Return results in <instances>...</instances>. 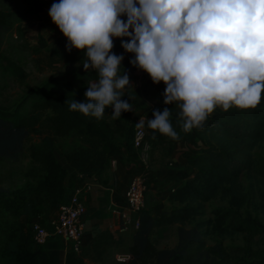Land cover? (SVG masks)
Instances as JSON below:
<instances>
[{
    "label": "trees",
    "instance_id": "trees-1",
    "mask_svg": "<svg viewBox=\"0 0 264 264\" xmlns=\"http://www.w3.org/2000/svg\"><path fill=\"white\" fill-rule=\"evenodd\" d=\"M43 12L36 0H0V91L7 88L10 80L20 84L26 80L23 63L31 47L26 27L30 20L40 19ZM120 19L126 21V16ZM55 29L58 36L51 43L53 51L39 37L38 48L44 52L34 63L38 69L60 66L70 70L69 79L50 78L36 88L26 89L12 109L0 105V264H51L44 249L34 244L31 223L45 225L55 216L64 204L66 181L74 188L91 178L103 185L101 177L111 158L124 150L129 157L137 158L132 144L136 127L132 111L122 112L115 122L108 119L111 106L99 119L69 111L73 100L84 101L87 86L98 77L95 70H84L83 51H66L67 38L57 26ZM122 39L128 38L113 41L112 53L123 52ZM134 58L133 53L126 54L118 73L124 70L130 78L129 61ZM165 87L162 83L159 90L150 93L155 103L152 107L125 95L121 100L128 101L132 110L142 109L147 119L152 118L153 111L170 109L169 121L177 139L146 125L145 141L149 165H162L178 142L188 146L182 151L185 164L173 168L167 178L174 193L170 200L183 206L154 215L150 202H145L138 214L139 228L128 247L129 258L118 264H264V249H251L255 238L264 234V226L256 220L235 214L225 216L229 219L228 234L242 235L248 247L216 249L211 259L203 240L208 223L185 228L203 214L204 204L210 200L220 198L232 204L243 201L241 179L253 173L260 178L259 207L264 214V167L258 165L253 154L264 143V92L255 108L223 111L217 107L201 127L184 132L183 121L174 115L175 102H163ZM67 138L78 145L61 151L59 143ZM174 225L178 226L177 245L157 249L156 243ZM122 243L109 230L84 231L80 253L68 252L64 264H86L85 257L103 264Z\"/></svg>",
    "mask_w": 264,
    "mask_h": 264
},
{
    "label": "clouds",
    "instance_id": "clouds-1",
    "mask_svg": "<svg viewBox=\"0 0 264 264\" xmlns=\"http://www.w3.org/2000/svg\"><path fill=\"white\" fill-rule=\"evenodd\" d=\"M48 15L67 38L66 51H83L84 70L98 77L69 111L97 119L109 106L113 117L132 111L121 100L129 76L118 75L124 57L111 52L113 37H127L120 46L134 54L129 63L166 85L165 105L180 102L184 132L201 127L217 107L247 110L261 101L264 0H59ZM169 117L167 107L153 111L147 127L177 139Z\"/></svg>",
    "mask_w": 264,
    "mask_h": 264
},
{
    "label": "rangeland",
    "instance_id": "rangeland-1",
    "mask_svg": "<svg viewBox=\"0 0 264 264\" xmlns=\"http://www.w3.org/2000/svg\"><path fill=\"white\" fill-rule=\"evenodd\" d=\"M28 30V40L31 45L25 56L23 63L24 69L27 73V78L23 83H17L13 80H10L7 84V88L0 91V105L7 106L8 109H12L13 106L21 99L24 92L28 88H36L43 81L55 78L57 80H66L69 79L70 70H64L60 66H56L52 69H38L34 63L36 58H39L43 55V50L38 48V39L43 37L44 40L48 43V50L52 52L51 43L58 36L57 31L54 28V24L50 21L45 24L42 22H37L36 20H30ZM131 31V30H129ZM113 40L117 39L115 37ZM128 54L126 52H121L119 55L123 57ZM119 75V74H118ZM135 81L129 80V85L125 86L122 92L125 95L136 99L138 102H143L147 107H152L155 103L150 98V93L152 91L159 90L162 82L159 84H153L151 78L147 76L144 79H141L142 89L136 90ZM139 82V84H140ZM140 86V85H139ZM143 90V91H142ZM179 103L175 104L174 115L182 120L180 117V108ZM140 109H134L137 115L140 114ZM220 110H222L220 108ZM112 112L108 116V119L111 122L116 121V117H113ZM78 143L75 140L70 138L64 139L59 143V149L65 151L71 149L72 147L77 146ZM254 157L258 165L264 167V143L259 144L253 151ZM57 158L60 157L57 155ZM140 162L136 158V167L139 166ZM157 164H151L150 167H155ZM260 178L256 174L245 175L241 179V183L244 187L245 199L238 202L237 204L229 203L226 200H221L216 198L210 200L204 204L203 214L197 217L192 223H189L185 228H191L198 222L208 223L204 228L205 236L203 240L206 244V248L210 250L209 258L215 257L213 254L214 250L221 249L225 251L231 247H248L246 239L242 235L230 236L228 234V221L225 216L235 214L240 218H248L251 220L258 221L262 226H264V214L261 212L259 207L260 202V190L261 183ZM183 184V183H182ZM149 179H147V192L145 195V202H150L152 205V212L154 215H157L160 211L172 210L177 207H182L183 204H178L170 200L172 193L171 184L165 180H160L154 184L153 189L150 190ZM67 203V202H66ZM88 213V210L86 214ZM95 219V214L92 215ZM92 217V218H93ZM177 225L170 226L165 237L162 240H159L156 243L157 249H173L177 245ZM91 231V230H90ZM96 233V232H94ZM126 235L123 238V243L121 246L115 248L112 252V257L107 259L103 264H118L119 262L127 261L129 258L128 247L131 243L130 232H124ZM58 239V238H57ZM60 240V239H58ZM62 241V240H61ZM255 243L251 246L253 250H263L264 249V234L260 237L255 238ZM64 250V243L61 247ZM65 252V251H64ZM62 251H59V256L57 260H54L53 264H62ZM61 255V256H60ZM125 256L127 258H125ZM218 261V258L215 259V262ZM86 264H100L93 263L85 257Z\"/></svg>",
    "mask_w": 264,
    "mask_h": 264
},
{
    "label": "crops",
    "instance_id": "crops-1",
    "mask_svg": "<svg viewBox=\"0 0 264 264\" xmlns=\"http://www.w3.org/2000/svg\"><path fill=\"white\" fill-rule=\"evenodd\" d=\"M36 1L38 6L44 9V12L41 15L40 19H33V20H36L38 23L42 22L44 24L48 21L52 22L50 16L48 15V12L51 5L53 3H58L59 0H36ZM28 26L29 23L26 27V32H27L26 34H28V30H27ZM54 28H56L55 24H54ZM130 75L131 77L129 78V80L135 81L133 83H138L136 84L135 89L136 90L142 89L143 85L140 82V80L146 78L148 74H145L137 67L132 66ZM125 96L132 99V97L128 95ZM175 104H177V102H175ZM133 110H132V118L135 119V123L138 124L140 120H144L145 122L144 128H145L149 119H147L143 115L142 109L139 110L141 111L139 115H137V113ZM112 111L113 109H111V112ZM116 118L117 121L119 117ZM186 148H188V146L185 143L178 142L175 146L174 151L172 152V155L169 158H167L162 165L157 164L155 167L149 166L146 173L149 179L150 190H152L154 184H156L160 180H165L166 182H168L167 181L168 175L173 170V168H177L185 164V158L182 156V151ZM58 160L63 165H65V162L62 158ZM135 169H136V159H134L133 157H129L126 151L124 150L120 156L113 157L109 160L108 166L101 177L104 180L105 184L103 185L99 184L93 178L85 180L86 182L92 185L91 192L86 196V208L88 210V213L84 216L85 231L91 230L92 232H99L102 230H109L115 237H119L123 240L126 234L119 231L120 228L119 208L123 201L124 191L126 190ZM69 173L72 174L71 171H69ZM73 191H74V187L69 185V180L66 181L64 203L68 202L69 198L73 194ZM150 208L152 209V205ZM94 214L96 215L95 219L92 216ZM132 234L133 233L130 234L131 238H132ZM62 246H63V242L61 240H58L57 238H50L43 246H41L46 252L51 264H53L54 260H57V256H59L60 250L63 253L62 264H64L66 254L64 250L61 248Z\"/></svg>",
    "mask_w": 264,
    "mask_h": 264
},
{
    "label": "built area",
    "instance_id": "built-area-1",
    "mask_svg": "<svg viewBox=\"0 0 264 264\" xmlns=\"http://www.w3.org/2000/svg\"><path fill=\"white\" fill-rule=\"evenodd\" d=\"M146 135L144 127H135L132 144L140 164L131 176L119 208V231L122 233H134L139 228L138 214L145 208V195L148 189L146 172L149 168V146L145 141ZM91 190L92 185L86 181L78 184L68 202L64 203L45 225L32 222L30 231L34 244L43 246L48 239L58 238L64 243L65 254L68 252L79 254L85 231L86 196Z\"/></svg>",
    "mask_w": 264,
    "mask_h": 264
},
{
    "label": "water",
    "instance_id": "water-1",
    "mask_svg": "<svg viewBox=\"0 0 264 264\" xmlns=\"http://www.w3.org/2000/svg\"><path fill=\"white\" fill-rule=\"evenodd\" d=\"M125 258H127V257L125 256Z\"/></svg>",
    "mask_w": 264,
    "mask_h": 264
}]
</instances>
